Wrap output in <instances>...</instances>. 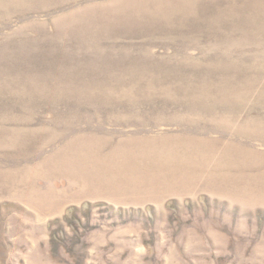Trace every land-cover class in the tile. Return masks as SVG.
Listing matches in <instances>:
<instances>
[{
  "label": "rangeland",
  "instance_id": "rangeland-1",
  "mask_svg": "<svg viewBox=\"0 0 264 264\" xmlns=\"http://www.w3.org/2000/svg\"><path fill=\"white\" fill-rule=\"evenodd\" d=\"M0 264H264V0H0Z\"/></svg>",
  "mask_w": 264,
  "mask_h": 264
},
{
  "label": "bare ground",
  "instance_id": "bare-ground-1",
  "mask_svg": "<svg viewBox=\"0 0 264 264\" xmlns=\"http://www.w3.org/2000/svg\"><path fill=\"white\" fill-rule=\"evenodd\" d=\"M226 176V175H225ZM148 183L149 184H147V186H149L150 188H140V187H138L139 189H140V191H142V192H145V193H147L148 195L151 193V195H150V198H155V199H158V198H160V197H157L156 196V192L154 191V192H152L151 191V188H155L156 186H155V183L153 182V181H148ZM165 183V187H168V186H170L169 184H168V182L167 181H165L164 182ZM160 184H162V182L160 183ZM164 185V184H163ZM210 185V184H209ZM137 196H138V194H137ZM136 196V197H137ZM151 200V199H150Z\"/></svg>",
  "mask_w": 264,
  "mask_h": 264
}]
</instances>
